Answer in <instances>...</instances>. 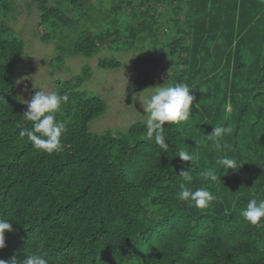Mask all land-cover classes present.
<instances>
[{
  "label": "trees",
  "instance_id": "trees-1",
  "mask_svg": "<svg viewBox=\"0 0 264 264\" xmlns=\"http://www.w3.org/2000/svg\"><path fill=\"white\" fill-rule=\"evenodd\" d=\"M31 1L40 41L56 42L57 65L140 52L132 93L145 92L149 68L161 64L169 85L186 84L194 101L187 122L164 125L167 152L147 138L146 123L92 133L107 105L81 90L91 78L84 67L55 89L69 96L56 116L63 151L36 150L20 136L32 122L14 74L25 49L9 24L17 0H0V217L14 229L0 259L35 251L47 264H264V221L240 215L249 200H264V0ZM120 67L112 56L97 62L102 71ZM215 126L231 128L219 147L207 139ZM180 150L193 165L175 156ZM224 155L235 170H219ZM189 169L190 183L180 176ZM181 184L216 199L197 208L178 199Z\"/></svg>",
  "mask_w": 264,
  "mask_h": 264
},
{
  "label": "rangeland",
  "instance_id": "rangeland-1",
  "mask_svg": "<svg viewBox=\"0 0 264 264\" xmlns=\"http://www.w3.org/2000/svg\"><path fill=\"white\" fill-rule=\"evenodd\" d=\"M14 18V19H13ZM10 18L9 24L15 34L24 42V55L14 67L16 88L22 101H30L38 91L53 92L63 81L80 74L84 67L91 69V78L81 90L92 97H99L106 105L104 116L90 124L92 133L112 131L123 134L134 123H146L147 115L142 108L144 102L154 92V87L168 83L170 74L161 64L149 68L152 76L151 86L143 93L134 94L130 86L135 74L130 66L139 59L140 52L111 53L100 51L91 59L83 57L64 58L61 65H57L55 58L56 42L43 44L39 36L42 28L38 27L39 14L37 7L31 0H17V12ZM116 58L121 67L118 71H102L97 69V62L104 57ZM153 57L155 55H152ZM24 113L27 103H22Z\"/></svg>",
  "mask_w": 264,
  "mask_h": 264
},
{
  "label": "clouds",
  "instance_id": "clouds-1",
  "mask_svg": "<svg viewBox=\"0 0 264 264\" xmlns=\"http://www.w3.org/2000/svg\"><path fill=\"white\" fill-rule=\"evenodd\" d=\"M154 92L144 102L142 108L147 115L146 119V136L149 140H154L156 145L167 152L168 142L164 133V125H178L187 122L191 117L194 96L191 94L190 88L186 84L174 83L171 86L164 84L152 88ZM0 99H3L0 97ZM69 101L68 95H61L58 92L45 93L38 91L32 96L30 101H22L27 103V111L24 117L32 122L31 129L22 130L21 137H27L33 147L47 154L58 153L63 151L62 137L65 133V126L56 119L57 114L61 111L62 106ZM231 128L225 126L212 127V131L207 135L209 141H213L217 147L220 146L225 134L230 133ZM181 161L191 162L193 165V156L185 150L176 153ZM220 171L227 172L228 169L235 170L237 161L227 155L217 160ZM180 176L188 183L192 180L191 169L182 171ZM206 180L213 182L220 181L217 172L203 173ZM178 199L187 201L197 208H207L216 197L206 188H198L192 190L180 185ZM243 220L253 226L261 224L264 221V200L259 202L256 199L248 201L246 207L240 211ZM14 231L9 220L0 217V249L6 247L5 232ZM0 264H47L44 255L39 252L26 254L24 258L18 261L15 257L5 261L0 259Z\"/></svg>",
  "mask_w": 264,
  "mask_h": 264
}]
</instances>
